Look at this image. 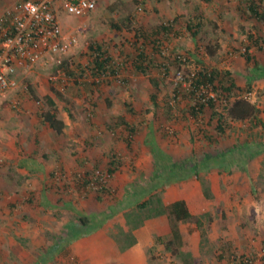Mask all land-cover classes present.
Segmentation results:
<instances>
[{"label":"rangeland","instance_id":"obj_1","mask_svg":"<svg viewBox=\"0 0 264 264\" xmlns=\"http://www.w3.org/2000/svg\"><path fill=\"white\" fill-rule=\"evenodd\" d=\"M14 1L0 0V12ZM247 1L98 0L94 11L78 18L54 0L64 33L79 31L77 46L61 65L79 67L90 41L108 43L111 57L122 61L121 79L96 84L82 79L79 71L69 72L75 81L60 92L48 82L56 60L46 59L18 75L16 89L0 99V264H75L68 244L74 241L71 230L80 218L90 227L82 230L100 227L114 243L130 238L136 243L137 234L147 232L141 238L146 242L145 264H217L221 249L250 264H263L264 24L247 13ZM253 1L264 13V0ZM197 19L201 28H194L192 35L187 23L196 24ZM162 25L170 30L163 33ZM136 31L143 34L137 35L139 40L159 39L164 45L166 56H155L166 69L164 75L161 67L145 74L132 67L139 45ZM143 48L152 51L149 43ZM205 48L215 54L211 57ZM204 70L230 71L244 90L238 98L258 113L245 121H229L222 136L213 131L210 108L194 119L189 114L191 107H198L197 95L191 94L193 82ZM152 77L161 80L156 104L149 98ZM71 88L78 93L72 95ZM201 92L222 113L237 98L226 101L208 84ZM124 102L136 115L125 111ZM50 108L69 123L68 132L57 135L39 120L38 114ZM128 125L136 126L135 132L130 134ZM62 154L76 159L70 163L77 168L75 174L62 166ZM112 156L119 160V169L108 177L105 190H93L89 179L107 173ZM31 161L38 172L40 166L44 172H57L59 178L52 176L56 195H40L49 190L39 177L18 174L25 173ZM183 162L191 170L172 172ZM51 163L54 166L47 168ZM155 171L160 178L154 177ZM83 179L88 184L83 185ZM180 194L190 213L200 217L202 228L180 224L185 245L171 255L155 244L158 233H167L165 218H150L157 222L133 228L124 217L148 195H161L162 202L170 204Z\"/></svg>","mask_w":264,"mask_h":264},{"label":"trees","instance_id":"obj_2","mask_svg":"<svg viewBox=\"0 0 264 264\" xmlns=\"http://www.w3.org/2000/svg\"><path fill=\"white\" fill-rule=\"evenodd\" d=\"M246 10L247 13L250 14L253 18H255L257 21L263 22L264 24V13L260 12L259 5L255 4V1L248 0L246 2ZM90 13V12H89ZM88 13V14H89ZM200 19H197L196 24H191L190 22L187 23V30L194 35V28L197 31L199 28H201ZM160 29L163 31V33H167L170 29L162 25ZM136 39H138V36H142L139 31L135 32ZM159 39H154L153 41L149 39H141L136 41V44H139L136 49V55H134V59L132 60V67L137 72V74H145L146 71L151 69H160L161 72L164 75L165 74V67H163L162 64H158L156 62L155 56L160 55L164 52L162 57H165V48L163 44H160ZM150 44L152 51H146L143 47L145 44ZM87 50L85 51V59L88 61L89 65L91 66L92 72L95 73V75H99L102 72H104L106 69L112 72L119 73V68H115L113 64V58L110 55L109 52V46L108 43H97L90 41L87 45ZM206 53L209 54L211 57L215 54V51L210 48H205ZM246 60L249 61V57L246 56ZM66 65V64H65ZM62 66V65H60ZM73 73H71L72 75ZM196 80L193 82V88L194 91L191 93L192 95H197V104L198 107H191V110L189 111V114L194 118L197 119L200 117L201 114H203V111L206 107L210 108L211 114H210V120L214 121L215 125L213 127V131L216 132L218 136H222L225 133V130L230 125V122H238V121H245L247 119L253 118V116L258 113V110L255 109L253 106L249 105L247 102H245L242 99H239L238 96H241L244 93V90L240 87H238L232 76L230 71L228 70H211V71H201L196 75ZM149 84L152 88V93L150 95V101L153 104H156V93L160 92V84L161 80L159 78H149ZM209 85L211 88H213L216 92H219V97H224L226 101H229L232 96L235 95L234 101L228 106L229 108L225 109V112H219L215 107V101L211 98L205 99L200 87ZM48 105L50 107L53 106V101L49 98H45ZM167 101L164 103V107L168 111L169 106L166 104ZM125 107V111L129 114L136 115L135 110L132 108L131 104L129 102L123 103ZM166 111V112H167ZM39 120L47 124L49 128L54 131L57 135H60L62 133V130L64 128V123L57 118L56 113L50 108L46 111H42L38 114ZM127 126V125H126ZM129 126V125H128ZM129 133L135 132L136 126L130 125L129 127ZM117 137L120 135L116 134ZM213 157H208V161L212 160ZM214 160V159H213ZM188 162V161H187ZM120 167V162L116 158V156H112L110 159L109 166L107 168V173L110 176L114 174L115 171H117ZM197 166L195 168L193 167V170H196ZM171 169V168H170ZM172 172L180 171L181 173H185L188 170H191L187 167V164L184 162L180 164V169L177 167H174V169H171ZM53 176V173H52ZM155 178H160L161 174L158 171H155ZM84 180V179H83ZM88 181L84 180L83 185L88 184ZM100 190H105L104 188ZM99 199V198H97ZM154 217H163L167 220V233L169 235L164 233H158L155 237V244H160L163 246L164 250L167 252H170L171 255L177 254L179 252V249L183 247L185 244L182 239V234L179 228L180 224H194L197 228H202V222L200 221V217L193 216L184 200H176L174 202H171L170 204H164L162 202L161 195H148L147 199L144 201H140L137 204L133 205L129 208L128 213L125 215L126 223L129 226H132L133 228H138L141 223L145 222V220L154 218ZM211 219H209V222ZM88 221L84 218H80L79 220V226H73V232H71L74 236V238L78 236H86L91 234L92 232L98 230L100 227H93L91 230H82L84 228H90L86 227ZM89 224V223H88ZM69 229V227H68ZM69 231V230H68ZM69 235V234H68ZM115 240V239H114ZM116 243H120L121 245H118L119 250L123 251L126 248H129L130 246L135 244V240L133 238L126 239L124 241V244L119 241V239L115 240ZM229 263V264H250L249 259H245L240 255H237L236 253L230 252L226 249H221L219 253V257L217 259V264H223ZM264 264V261H263Z\"/></svg>","mask_w":264,"mask_h":264},{"label":"built area","instance_id":"obj_3","mask_svg":"<svg viewBox=\"0 0 264 264\" xmlns=\"http://www.w3.org/2000/svg\"><path fill=\"white\" fill-rule=\"evenodd\" d=\"M53 2L18 0L0 12V99L16 89L18 75L46 59L56 60V70L48 77V82L60 92H64L75 81L69 72L76 74L79 71L82 79L96 84L120 81V70L117 73L106 69L95 75L86 59L79 67H74L70 62L60 66L69 51L77 46L78 38L75 34L67 36L62 32ZM97 4L98 0H60L61 10L78 18L94 11ZM113 64L115 68L121 69L122 61L113 58ZM76 78L80 82V77ZM17 105L12 103L13 108H17ZM53 175L59 178L57 172ZM108 177V173H98L89 179L88 185L98 191L105 187Z\"/></svg>","mask_w":264,"mask_h":264},{"label":"crops","instance_id":"obj_4","mask_svg":"<svg viewBox=\"0 0 264 264\" xmlns=\"http://www.w3.org/2000/svg\"><path fill=\"white\" fill-rule=\"evenodd\" d=\"M17 1L18 0L14 1L13 3H15ZM13 3L9 4L7 7H4L3 10H5L9 6H11ZM3 10H1V12ZM62 32L64 33L63 29H62ZM75 32L69 33V34H67V36L70 34L71 35L75 34L77 36L78 35L77 32H79V31L76 30ZM86 86H87L86 88L90 89L89 85H86ZM51 88L53 89V87H51ZM73 89L74 88H71V94L72 95L77 94L78 91L73 93L72 92ZM87 93H90V91H87ZM57 118L64 123V128H63L62 132L67 131V129H70V128H67L69 126V123L64 118L58 117V116H57ZM45 125H47V124H45ZM51 152L56 154L57 150L54 147H52ZM67 157H70V159L68 160ZM62 158L64 160L63 163L61 162L62 166L64 168L66 167V169L68 168V171L71 174H72V172L75 174L77 168H75L73 165L70 166V163L76 162V159L74 160L73 156H71L70 154H68L66 156L64 154H62ZM57 164H60V163H57ZM48 166L49 167H47V168H50V167L54 166V164L51 163V164H48ZM40 168H41L40 171L42 173L38 172V169H36L34 167V161H31V163H27L25 173H22L21 172L22 170L21 171L18 170L19 171L18 174H21V175L26 174V175H23L24 179H26L27 177H33V179H34V177H39V183L40 182L45 183L46 187L49 190V192L47 194H45V191H42V193H40V195H56L54 193V191H56L55 190L56 188L53 187L55 182L53 181V178H52V173H54V172L51 171L48 173V170L44 172L42 170L43 167L40 166ZM73 169L75 170V172ZM35 171H37V172H35ZM9 179L14 181L12 179V177H10ZM33 182H35V181H33ZM2 195H8V194L3 191ZM176 200H184L183 195L180 194V196L174 198L171 202H174ZM9 206H12V204H10ZM156 222L157 221L153 220V219L150 221L147 220L144 222V226L149 227L150 225H154ZM0 229H3V228H0ZM158 231L159 230H157L156 232H158ZM146 233L147 232H145L143 230L140 231L136 236L137 237L136 243L134 245L130 246L129 248H127V250L120 251L117 244L114 243V241L107 235V233L103 229L99 228L98 230L92 232L89 235L78 236V237L74 238V241H72L71 243L68 244V252L72 253V255L74 256L75 264H80V263L81 264H105L107 262H109V264L112 262H115L116 264H145L146 259H145L143 249L146 246V242H144V240L141 238ZM145 237H147V235Z\"/></svg>","mask_w":264,"mask_h":264}]
</instances>
